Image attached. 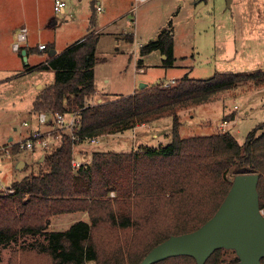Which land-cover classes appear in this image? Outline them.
Wrapping results in <instances>:
<instances>
[{
  "label": "trees",
  "instance_id": "obj_1",
  "mask_svg": "<svg viewBox=\"0 0 264 264\" xmlns=\"http://www.w3.org/2000/svg\"><path fill=\"white\" fill-rule=\"evenodd\" d=\"M170 25L141 47V53L159 49L164 65L174 60ZM97 39L98 34L91 32L40 65L53 69L55 77L35 97L32 111L50 116L77 111L81 136L124 132L171 117V140L136 151H93L90 163L75 171L73 141L64 134L61 144L43 156L42 166L0 190V246L22 239L9 264H22L28 256L44 258L47 264H139L153 246L172 234L192 231L211 217L239 173L258 174L259 205L264 206V121L250 129L242 143L229 130L186 137L179 132L181 109L209 102L262 71L215 72L203 79L183 75L169 86L163 81L146 84L117 99L87 104L95 94ZM232 117L234 113L224 119ZM12 151L17 153V147ZM109 192H114L113 198ZM75 211L86 212L88 219L48 229L52 215ZM225 249H215L204 264H239L237 256L221 262ZM260 262L264 264V256ZM152 264L196 261L178 255Z\"/></svg>",
  "mask_w": 264,
  "mask_h": 264
},
{
  "label": "rangeland",
  "instance_id": "obj_2",
  "mask_svg": "<svg viewBox=\"0 0 264 264\" xmlns=\"http://www.w3.org/2000/svg\"><path fill=\"white\" fill-rule=\"evenodd\" d=\"M195 1L181 0V8H178L179 4L175 0H147L142 1L143 3L134 1L131 4L132 10L125 12L121 19L125 31L136 32L137 40L145 44L156 37L159 26L168 27L169 22L166 20L172 15L170 26L174 32L175 51L177 55H187L185 62L183 59L181 62L186 63L188 67L160 65L161 61L145 59L144 72H139L136 69V63L139 62L135 58L138 49L134 50V46L121 54L116 52L107 54L101 51L97 55L101 58L105 57L106 60L102 62L98 60L96 63L99 94L97 96L95 93L89 97L87 104L99 102L98 97L103 102L117 99L122 94L129 93L134 86L138 88L139 83L144 81L152 85L183 75L203 79L212 76L216 71L249 73L261 70V74L239 80L234 88L219 92L209 102L179 111L181 122L179 132L182 137L229 130L242 143L249 130L264 121V82H258L264 80V0H205L206 4L201 7L198 5L196 10ZM65 2L67 11L61 14L54 11L53 0H39L38 8L43 20L39 32L36 26L28 28L25 25L28 29V44L37 47L38 43L43 42L47 47L31 54L28 64L22 62V55L18 51L13 53L8 50L7 40L10 36L0 33V65H2L0 69H7L5 70L7 72H0L1 145L12 142L8 141L9 137L16 142L26 136V131H19L24 121L30 124V127L45 128V125L36 122L37 112L32 111V100L39 90L41 91L54 80L55 72L40 65L50 57L49 47L60 53L87 30L93 29L89 23L94 12L92 0H65ZM121 2V7L125 9L131 7L129 1ZM18 6L19 12H22L21 5ZM37 9L28 1L24 7L25 17L34 19ZM14 10L11 1H0V32L12 22L17 23L18 27L24 26L22 15L14 14ZM25 43L26 41L21 47H25ZM227 53H231L232 59L221 58ZM12 61H18L20 64L8 70L7 64ZM29 67L33 68L29 69ZM105 78H109V82H104ZM234 105H237L238 109H232ZM232 113L234 117L231 120L234 122L220 129V122L227 114ZM14 127L17 129L14 130ZM132 129L102 135L97 144L76 143L73 156L80 161L83 159L81 151L91 155L93 151L128 152L136 151L143 145L162 146L171 140L172 118L163 117L150 122L147 127ZM155 133L156 136L153 137ZM17 153L9 156L0 155V188L10 185L13 180L32 170L36 171L42 166L40 157L48 151L21 150ZM19 161L27 164L26 169H24L26 164L21 168H15L14 164L17 165ZM90 161L91 156L88 162H83V165ZM78 167H74L75 171ZM114 195V192H109L110 198ZM78 219H88L87 213L75 211L52 215L47 227L63 229ZM21 240L6 247L0 246V264H9L10 255ZM232 250L222 251L221 262H227L236 256ZM22 264H47V261L44 258L33 259L28 256L23 258ZM86 264L96 263L89 261Z\"/></svg>",
  "mask_w": 264,
  "mask_h": 264
},
{
  "label": "water",
  "instance_id": "obj_3",
  "mask_svg": "<svg viewBox=\"0 0 264 264\" xmlns=\"http://www.w3.org/2000/svg\"><path fill=\"white\" fill-rule=\"evenodd\" d=\"M26 62V50L21 49ZM56 54L54 49L49 55ZM146 85L139 83V88ZM24 166L19 161L18 168ZM255 172L234 175L231 186L217 210L192 231L172 234L153 246L139 264H152L178 255L192 256L204 264L217 248L233 249L239 264H261L264 256V215L260 211Z\"/></svg>",
  "mask_w": 264,
  "mask_h": 264
},
{
  "label": "crops",
  "instance_id": "obj_4",
  "mask_svg": "<svg viewBox=\"0 0 264 264\" xmlns=\"http://www.w3.org/2000/svg\"><path fill=\"white\" fill-rule=\"evenodd\" d=\"M0 1H3V0H0ZM9 1H11L13 3V6L15 7V10L13 11V13L14 14L20 13L22 15V23L24 24V26L26 25L28 28H29V26L30 27L36 26V28L38 29V32H39L40 24L42 23V20H43L42 16L40 15V10L38 8L39 0H9ZM28 1L33 3V5H34V7L36 9L38 8L37 11H36V15H35L34 19H30V18L27 19L25 17L26 13H24V7H26V3ZM92 1H93L92 2V8H93L94 12H93L92 16L89 19V23L91 24L93 29H92V31H88L87 30L86 33L84 35H82L81 37H79L78 39H76V41H78L81 38L87 36L91 32H94V33L98 34V39H97V42H96L95 53H94V63H93V67H92L93 68V74H94V82H95V93H96L97 96L99 94V91H98V87H97L98 86L97 85L98 81H97L96 63H97L98 60L100 62L106 60L105 57L101 58V57H99L97 55L101 51H104L107 54L111 53V52H112V54L114 52H116L117 54L118 53L121 54V53H126L125 51H129L131 49V47L134 46V50L138 49L137 50L138 54L135 56V58H136L137 62H139V63H136V69L139 72H144L143 66L145 64L144 63L145 59H155V61H157V62L161 61L160 65L164 64L163 61H164L165 55L162 54L159 49H153V50H151L149 52L141 53V47L144 44H141L140 41L137 40V36H138L137 33L136 32L131 33V32L125 31V28L122 26L123 25V22H121V19H123L122 16H124L125 12H129V10H132L131 4L134 1L136 2V0H124V1H129V4L131 6V7L126 8V9H125V7H121L120 6V3H122L121 1H123V0H92ZM145 1H147V0H144L143 2H145ZM175 2H177L179 4L178 8H181V0H175ZM194 3H195L194 4V8L196 10V7L198 5L201 7V6L206 4V1L205 0H196ZM18 4L21 5V11L22 12H19ZM23 5H24V7H23ZM97 6H100V9L97 10ZM161 7H163V6H161ZM66 11L67 10L64 9V13L63 14H65ZM168 18L169 19H167L166 21L172 24V15H169ZM17 25L18 24L17 23L14 24V22L9 23V26H7V28L5 30L0 32L2 34L6 35V36H10V37H8V40H7L8 44L7 45L9 47L8 50H10L13 53H16V51H14L13 48H12V44L14 42V38H16V33H17L18 29H19V27ZM163 28H165V27L164 26L163 27L159 26L157 28L156 37H157V35L159 34V32ZM172 37H173V58H174V60H173V63L170 64V66L188 67V65H186V63H183V62H185L187 55H185V56L177 55V53L175 51L176 46H175V39H174L173 30H172ZM76 41H74L73 43H75ZM28 42H29V37H27V40H26V43H25V47L28 49V53L27 54L25 53L26 54V62L23 60V56L21 58L22 62H25L27 64H28V61H29V56L31 54L35 53L36 50H43V49H39L38 46L36 47V46L28 44ZM73 43H71L70 45H72ZM39 44H44V43L40 42V43H38V45ZM46 47H47V45H46ZM46 47H45V49H46ZM56 54H59V53L56 52ZM233 57H234V55H233ZM49 58L46 59V62L49 60ZM129 58L131 59V56ZM221 58L222 59H225V58L232 59V55H231V53L230 54L227 53L224 56H221ZM181 59H183L184 61L181 62ZM19 64H20V62H18V61L17 62L16 61H12V63L7 64V65L10 66V67L8 66V70L18 66ZM0 66H2V65H0ZM139 68H141L143 70L140 71ZM5 70H7V69H3L2 68V69H0V72H3V73L7 72ZM216 72H219V71H216ZM1 78L2 77H0V80H1ZM172 79H177V78L172 77ZM166 81H168V80H166ZM104 82H109V78H105ZM144 82H146V84H148L147 81H144ZM135 89H136V87L134 86L133 89L129 93L122 94V96H125V95L133 93ZM39 91H38V94H39ZM38 94H36L35 96H37ZM33 100H32V102H33ZM97 101L102 102V100L99 97H98ZM246 113H248V111H246ZM36 122H37V120H36ZM232 122H234V120L233 121L229 120V124L228 125H231ZM28 125L30 127V124H28ZM145 126L146 127L149 126V123L148 124L137 125L132 130L137 129V128H141V127H145ZM23 127H24V125L22 126V128L19 129V131H26L27 132L29 127H26V128H23ZM15 129H17V128L14 127V130ZM155 136H156V133L153 134V137H155ZM8 141L14 142L12 137H9ZM73 149H74V147H73ZM81 153H82L83 159H80V161L78 159H76V160H78L79 162H84V163L86 161L88 162L91 155H89V153H87L86 151H81ZM16 154H18V153H16ZM42 160H43V156L40 157V161H42ZM25 164L26 163L24 162V165ZM14 166H15V168H18L17 165L14 164ZM10 185H11V183H10ZM10 185L5 186V187L3 186L2 188H0V190L8 188Z\"/></svg>",
  "mask_w": 264,
  "mask_h": 264
},
{
  "label": "built area",
  "instance_id": "obj_5",
  "mask_svg": "<svg viewBox=\"0 0 264 264\" xmlns=\"http://www.w3.org/2000/svg\"><path fill=\"white\" fill-rule=\"evenodd\" d=\"M136 1H144V0H136ZM66 7L65 0H53V9L54 11L63 14L64 9ZM100 9V6H97V10ZM27 32L28 29L26 26H20L17 33L16 39L12 44V48L14 51H20L21 45L23 42L27 40ZM45 44H39V49H45ZM47 63V62H46ZM142 71L141 68H139ZM175 79L170 81L163 82L164 86H169L174 83ZM238 106L234 105L233 109H237ZM37 115V123L45 125L44 129L40 127L36 128L34 126L29 127L28 123L23 122L24 127H29L26 132V136L21 140L16 142H9L7 144H0V155L9 156L13 153V146L17 147V151L21 150H43V151H52L57 148L61 144V140L64 134L70 136L73 141V147L76 143H86V144H97L100 141L102 135H94V136H81L77 133L81 121L80 115L77 111H69V112H56L52 116L46 114L44 111H40L36 113ZM229 124V120L223 119L219 127L223 129V127ZM73 147H72V167L80 166L84 164L83 162H79L73 156ZM12 191V189H9ZM264 207V206H263ZM260 207L261 213L264 215V208Z\"/></svg>",
  "mask_w": 264,
  "mask_h": 264
}]
</instances>
